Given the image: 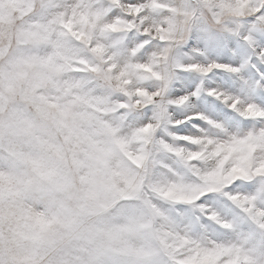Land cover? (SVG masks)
<instances>
[{
	"label": "rangeland",
	"instance_id": "rangeland-1",
	"mask_svg": "<svg viewBox=\"0 0 264 264\" xmlns=\"http://www.w3.org/2000/svg\"><path fill=\"white\" fill-rule=\"evenodd\" d=\"M260 2L0 0V264L246 259L169 225L162 202L198 193L163 190L149 162L153 127L127 117L162 95L193 33L238 35ZM140 36L153 46L143 57ZM153 82L162 87L150 95ZM238 110L257 122L220 142L188 138L200 150L186 161L205 164L195 174L206 190L264 175V113Z\"/></svg>",
	"mask_w": 264,
	"mask_h": 264
},
{
	"label": "snow or ice",
	"instance_id": "snow-or-ice-1",
	"mask_svg": "<svg viewBox=\"0 0 264 264\" xmlns=\"http://www.w3.org/2000/svg\"><path fill=\"white\" fill-rule=\"evenodd\" d=\"M129 3L135 6L136 0ZM262 17L264 0L258 11L242 21L238 35L212 30L193 33L175 51L180 66L162 95L153 96L127 117L141 128L153 127L149 162L153 178L164 183L163 190L175 187L198 193L188 201L162 202L169 225L177 231L183 229L181 234L186 233V238L206 247L211 241L239 250L246 259L236 264H264V175L234 179L206 190L204 180L195 173L207 172V167L200 160L186 161V155L200 150V145L188 138L220 142L229 134L250 129L257 121L243 116L238 110L241 105L264 113ZM146 39L140 36L132 41L143 45L137 54L140 57L153 49L151 43L144 44ZM153 84L146 89L150 95L162 87L159 82ZM259 122L264 124V117ZM241 197L246 201L243 207Z\"/></svg>",
	"mask_w": 264,
	"mask_h": 264
},
{
	"label": "clouds",
	"instance_id": "clouds-1",
	"mask_svg": "<svg viewBox=\"0 0 264 264\" xmlns=\"http://www.w3.org/2000/svg\"><path fill=\"white\" fill-rule=\"evenodd\" d=\"M53 163L55 164V161H53ZM107 232L111 233L113 231V229L109 226L107 229H106ZM118 245H113V247H117ZM119 259V258H117Z\"/></svg>",
	"mask_w": 264,
	"mask_h": 264
}]
</instances>
